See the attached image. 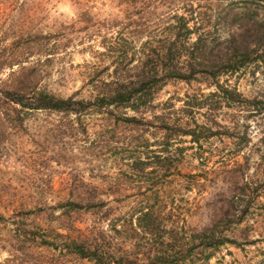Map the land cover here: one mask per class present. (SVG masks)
<instances>
[{
  "label": "rangeland",
  "instance_id": "374dc122",
  "mask_svg": "<svg viewBox=\"0 0 264 264\" xmlns=\"http://www.w3.org/2000/svg\"><path fill=\"white\" fill-rule=\"evenodd\" d=\"M139 14L143 29L126 24ZM180 14L192 28L185 45L206 30L213 52L233 33L246 55L204 65L189 82L168 78L139 112L36 109L4 126L0 264H97L74 251L76 234L126 264L140 263L148 241L173 264H264V0H0V61L28 63L21 51L32 50L48 89L87 97L112 74L106 46L125 44L130 66ZM43 33L52 54L32 49ZM147 208L155 231L136 240L127 226ZM209 226L214 239L201 238Z\"/></svg>",
  "mask_w": 264,
  "mask_h": 264
},
{
  "label": "trees",
  "instance_id": "16d2710c",
  "mask_svg": "<svg viewBox=\"0 0 264 264\" xmlns=\"http://www.w3.org/2000/svg\"><path fill=\"white\" fill-rule=\"evenodd\" d=\"M128 19L126 24L134 22V26L140 30L143 29L146 22L142 14L137 15L136 18ZM176 19L179 24L172 27L170 24L167 27V37L162 38L156 44H150L149 40L141 44L136 61L130 66H127L130 61L128 62L129 57L126 58L127 47L125 44L106 46L107 51L109 48L112 49L111 61L114 63L112 74H109L106 79H101L97 90L91 92L87 97L73 98L75 92L60 96L48 89L46 84L40 80L41 70L27 59L32 50H28L26 54L23 50L21 51L22 57H26L24 60L28 62L25 64L21 63L23 60L20 59L21 56H6L0 61V68L6 65L10 69L3 77H0V138L4 135V126L20 125L25 114L36 109L76 111L75 109L87 106L100 108L109 104H120L139 112L140 109H144L149 104L153 95L168 78H177L189 82L194 72L204 65L209 64L211 66L212 63H215L214 61L226 60L227 62L230 59L233 61L234 58L232 57L236 55V52L240 53L241 57L246 55L248 41L246 42L244 36L236 38L233 33L226 38L224 46H217L213 52H211L212 46L204 37L206 30L197 32L193 40L185 45L184 41L180 39L181 37H188L192 28L187 25L184 15H176ZM262 33L259 32L258 37L262 36ZM49 36V33L41 34L39 37L44 39V44L42 48L40 46L32 48L33 51L52 54L56 49V43L51 42L49 46ZM182 51H185V59L180 61L178 56ZM13 65L15 68H12ZM129 70L131 72H128ZM214 87L224 93H235L233 88L223 86L217 79L214 80ZM120 117L128 121L138 120L136 115L125 112H121ZM189 131L191 133L192 129ZM152 214V210L147 208L136 216L134 225L127 226L130 235L135 236L136 240L155 231L156 223ZM113 229L119 231L118 228ZM200 230L201 238L214 239L211 226L203 227ZM86 242L87 237L79 236V234L69 239V243L75 252L80 256L93 259L97 264H126L125 261L109 259L108 251L104 248H102L103 250L99 249L100 246L97 242L94 245H85ZM133 243L136 244V242ZM151 245L152 243L148 241L139 264L174 263L173 253L163 252L159 249L154 250ZM119 256L123 255L120 254Z\"/></svg>",
  "mask_w": 264,
  "mask_h": 264
}]
</instances>
